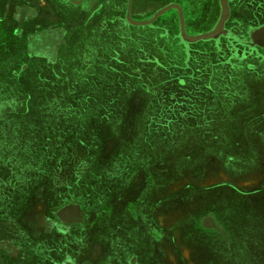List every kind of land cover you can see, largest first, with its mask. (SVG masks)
<instances>
[{"label":"rangeland","instance_id":"obj_1","mask_svg":"<svg viewBox=\"0 0 264 264\" xmlns=\"http://www.w3.org/2000/svg\"><path fill=\"white\" fill-rule=\"evenodd\" d=\"M230 1L235 4H228L229 14L234 10L240 23L237 34L231 33L227 21L222 37L204 39L171 54L162 47L167 40L160 39L162 36L148 49L150 52L143 43H135L149 30L137 27L123 44L125 53L119 64L111 59L107 70L97 69L100 47L92 41L94 37L83 34L75 51L65 50L55 58L53 20L44 22L41 15L35 22L23 21L19 18L22 7L10 13L8 20H0V32L7 35L4 44L9 48L8 54L0 52V126L14 143L24 142L25 149L13 145L12 150L13 156L19 154L28 162V167L20 169L24 174L52 172V160L60 153L63 157L85 156L82 148L60 149L53 138V125L88 126V134L78 135L84 143H93L88 155L93 159V188L98 195L93 197L97 210L94 219L101 220L97 214L102 217L107 209L100 202L106 188L103 163L137 157L138 139L143 141L146 135L157 139L152 141L157 146V180L130 176L121 185H110L108 209L117 210L123 199L124 206L140 200L147 232L139 226L138 233L136 228V249L129 250L126 245L122 247L129 238L133 240L128 229L121 236V228L116 225L110 228L108 239L105 233L102 235L106 230L95 229L93 246L99 264H129L133 254L138 264H204L205 238L237 237L236 231L242 226L253 227V235L259 238L254 239V245L240 240L227 244L229 248L217 264H264V0H253L252 5L246 0ZM246 20L254 22L250 30ZM82 24L79 28L85 27V21ZM38 31L42 34L40 47L54 59L49 63L48 57L40 54L26 78L17 79L14 75L22 70L17 61L31 60L27 43L37 38L29 39V33ZM110 45L123 47L116 42ZM67 59L71 63L65 65ZM12 66L16 69L11 70ZM188 105L191 116L177 115V110L182 106L188 109ZM11 109L14 112H9ZM25 111L29 112L22 114ZM107 121L115 125L106 128L103 123ZM43 125H50L44 139H38V133L29 136L15 132L16 126H28L37 132ZM135 125L139 130L149 125L164 129L148 133L145 128L134 142L128 137L135 135ZM183 126L189 127L187 131ZM165 136L173 139V148L167 146ZM108 138L118 145L124 141V146L110 150ZM68 140L72 139L65 142ZM9 148L0 143V163L9 158ZM106 150H110V156ZM0 173L7 174L3 169ZM138 183L140 193H133ZM4 200L0 196V204ZM112 216L115 220V214ZM228 216L234 218L231 223L226 221ZM150 236L156 244H150Z\"/></svg>","mask_w":264,"mask_h":264},{"label":"flooded vegetation","instance_id":"obj_2","mask_svg":"<svg viewBox=\"0 0 264 264\" xmlns=\"http://www.w3.org/2000/svg\"><path fill=\"white\" fill-rule=\"evenodd\" d=\"M94 1L95 3L90 5L88 12L90 19L94 18V13L100 10L99 6L102 4L101 0ZM128 2L129 0H120L118 10L127 12ZM239 26V22H232L229 30L237 34ZM247 26V30H250L253 25ZM53 126L55 129L53 132L56 133L53 138L59 143L60 149L78 150L82 148L85 149L86 155L63 157L60 153L52 160V172L30 175L21 171L28 167V162L23 161L25 157L19 154L12 155L13 145H17V148L19 145L24 148V142L14 143L9 135L4 134L5 127L0 126V138L2 139L0 143L7 148L10 147L7 152L9 158L4 163H0V172L3 169L7 173L6 176L0 173V196L5 198V203L0 204V240H15L17 246L13 251L20 254L23 251V255L19 258L20 260L27 258L29 264H76L77 261L83 263V259L89 264L92 261L91 258L97 260L96 256H98L93 246L95 245L94 230H106L102 232V235L105 233L109 237L110 228L118 225L117 227L121 228L119 229L121 236L122 233L126 234L124 229H128L129 234L133 235V240L129 238L122 247L126 245L129 250H135V240L139 237L136 228L138 233H141L139 226L144 227L146 232L148 227L141 217L143 203L135 199L132 205L124 206L125 200L123 199L117 210L114 207L108 209L112 196L111 186L121 185L130 176H135L138 168L140 172H144L146 178L155 181L158 167L155 148L151 146L144 152L137 151V155L143 154L141 159H146L142 164L139 156L130 157L131 159L120 157L117 162L107 160L103 174L106 188L102 191L100 201L107 209L103 211L102 217L97 214V217L101 218L97 220L94 219L97 210L94 208L93 197L98 195H95L93 188L95 175L91 171L94 164L91 156L87 155L90 147L92 148V143L91 145L88 142L84 143L78 135V133L88 134V126ZM49 127L50 125L38 126L39 130L36 132L28 126H16L15 132H25L29 136L38 133V139H44L47 138L45 134L50 132ZM66 138L72 140L65 142ZM112 173L115 175L114 178ZM146 184L147 180L145 186ZM139 185V183L136 185V189L133 187V193H140ZM114 214L116 219L111 220ZM206 227L209 225L207 224ZM13 234L18 236L15 237ZM152 239L155 238L150 236V244H156V239ZM129 264H138L135 254L129 257Z\"/></svg>","mask_w":264,"mask_h":264},{"label":"crops","instance_id":"obj_3","mask_svg":"<svg viewBox=\"0 0 264 264\" xmlns=\"http://www.w3.org/2000/svg\"><path fill=\"white\" fill-rule=\"evenodd\" d=\"M101 1L102 4L101 6H99L100 10L94 13L93 19H90V14L88 12L90 11V7H91L90 5H93L95 3L94 0H0V20H8L9 14L15 13L16 9L18 10L21 7L23 10L21 13L22 15L19 16V18L22 19L23 21L30 20V22H35L40 19L41 15H43L44 22L46 19L53 20L54 22L53 24V28H54L53 55L54 56L53 57L55 58L57 55H60V53H64L65 50L68 51V49H71L72 51H75L80 43L79 38L83 37V34L84 35L86 34L88 37H92V38L94 37L93 40L92 39L91 40L92 41L95 40L100 47L98 50L99 65L97 69L107 70L108 68L111 67L110 66L111 59H114L113 63L114 61H116L119 64L120 60L122 59L121 54L125 53V47L123 44L126 42V39H131L130 31L136 29L137 27L144 26L142 29H149V30H146L144 37H142L143 39L139 38V40L134 41L135 43L139 45L143 43L144 45L147 46V51H148V49L150 50L151 47L157 45L158 37L162 36L160 37V39H167L166 44L162 47H164L166 53L170 52L172 54L173 52L178 51L179 48L184 50L185 48H188L190 45L199 43L202 40H204V39H198L191 41L185 39L183 37V33H182L183 31L185 35H187L188 37H195L210 32L215 29L222 15L221 0H129L127 6V12H125V10L123 12L118 10V8L120 9V6L118 5V3H120V0H101ZM258 2L262 3L260 1ZM231 3H233V5L235 4V2L233 1H230V3L228 2V4ZM245 3L246 4L248 3V5H252V3L255 2L253 0H246ZM30 5L32 7H30ZM46 7H48L50 13L45 12L47 11ZM233 11L234 10L230 12L229 17L227 18L225 23L229 21L232 24V22L235 23L238 21L237 15L234 14ZM146 12L147 13L150 12L151 14H146ZM46 14H48V17L46 16ZM84 21H85V27L79 28L83 26L84 23L82 25L81 23ZM246 21L249 26L250 25L254 26V22L252 20L250 21L246 20ZM58 28H60V30ZM58 30L60 31V34L62 31L63 40L62 37L58 34ZM40 35H42L40 31L34 32L32 34L29 33L30 36L28 37L29 39L31 37H37V38H35L32 42L30 41L29 43H27V47H28L27 53L29 54L28 56H30L31 60L29 62H26L25 58L23 59L20 58L21 60L17 61L18 64H22L21 66L22 70L18 73V75H14L17 79H21V77L26 78V76L30 73V70L34 68V66L36 67V65L34 64V58L38 57L40 54H44L45 56H47L48 62L52 63V59L54 58H52L50 55H47L45 52L47 50L42 49L40 47V44L42 42L41 40H39ZM6 36L7 35L4 34V32H0V52L8 54L9 48L7 45L4 44V38ZM222 36L223 34H221L218 38ZM211 39L216 40L217 38H211ZM111 42L122 44L123 47L117 46L116 48L114 47L112 48L110 45ZM92 44H94V42H92ZM112 53L114 58H111ZM66 62L68 63L65 65L71 63V61H69L68 59L66 60ZM150 65L152 64L150 63ZM91 66L93 68H96L94 64H91ZM12 69H16L15 66H12L11 70ZM124 99L125 98H122V100ZM216 99L218 100L219 98ZM177 111H178L177 115H182L187 117L191 116L189 114L191 113L190 105H188V109H184L182 106L180 110ZM9 112H14V110L11 109L9 110ZM27 112L29 111L22 112V114ZM170 113L173 115L174 112H170ZM110 125H115V124H111L110 121L103 123V126L106 128H110ZM166 127L168 126L165 125V128ZM141 128L143 130H139L138 125H135L133 130V133L135 135H133L132 137H128V139L133 138V141L135 142V139L137 137L141 138L140 135L137 136V133L139 134L145 133V128H147L146 131L148 133H152L157 130L164 129L162 128V126H150V125L149 127L141 126ZM182 128L187 131L189 127L186 128L183 126ZM217 132L218 131H216L215 133ZM212 133L214 132L212 131ZM108 139L110 140L111 138ZM153 139L154 136L152 137L151 135L149 136L146 135L145 138L142 139L143 141L138 139L136 141V146L138 142L136 153L138 150H143V148L147 149L148 147L150 148L151 146L154 147L152 141L157 142V139L156 140ZM164 140L166 141L167 146L171 144L170 148H173L174 146L173 139H170L169 137L165 136ZM117 143L118 142L115 141L113 143L111 140L108 141L109 144V145L107 144L108 148H110V150H115L116 148H121L122 146H124V141H123V145L122 144L118 145ZM107 145H105V147ZM262 146L264 147V145ZM155 147L157 146L155 145ZM110 150L109 151L106 150L105 154L110 156L111 153ZM118 155L119 157L121 156L120 152L118 153ZM140 161L142 164L145 163L146 159L140 158ZM261 162L262 164H264V155L261 159ZM105 164L106 163L104 162L103 173L105 172V168H106ZM156 175L157 173L155 174V178ZM135 176L137 178L140 177L142 179H146V175L144 174V172L143 173L140 172L139 168L137 169V173L135 174ZM112 177L113 178L115 177L113 173H112ZM233 220L234 218L232 216L226 217V221L229 223H231ZM242 227L237 229L236 233L239 234V236L237 237L230 235H222V236L216 235L213 237L205 238L204 244L206 245V247L205 249H203L204 252L203 253L204 256L202 257L203 263L217 264V262L220 261L219 259L221 258L220 256L222 255V253L227 251V249L229 248L227 247V244L233 245L237 240L238 241L240 240L242 244L254 245V239H258L259 236L253 235V231H254L253 227L251 226H242ZM244 229H248V231L245 232ZM224 233H226V230H224ZM241 234L244 235L242 236ZM16 244L17 243H15V240H5V241L0 240V248L2 249L0 250V264H15V262H18L20 260L19 256L23 255V251L22 254H20L19 252L18 253L14 252L13 250L17 246ZM243 249L244 248H242L241 250ZM69 256L71 257V255ZM91 260L92 261L89 262V264H93V263L99 264L97 260H94L92 258ZM83 261H84L83 263L82 262L79 263L77 261L76 264H88L87 260L83 259Z\"/></svg>","mask_w":264,"mask_h":264},{"label":"water","instance_id":"obj_4","mask_svg":"<svg viewBox=\"0 0 264 264\" xmlns=\"http://www.w3.org/2000/svg\"><path fill=\"white\" fill-rule=\"evenodd\" d=\"M221 5H222V15L214 30L207 32L205 34H201L199 36H195V37H188L187 35H185L183 31L182 32L183 37L191 41L198 40V39L218 38L223 33L225 21L227 20L229 16L228 0H221Z\"/></svg>","mask_w":264,"mask_h":264}]
</instances>
